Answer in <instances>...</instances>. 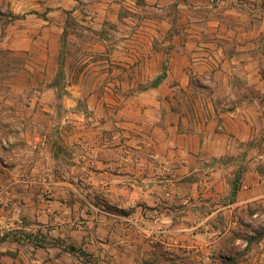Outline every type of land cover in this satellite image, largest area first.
I'll use <instances>...</instances> for the list:
<instances>
[{
  "label": "crops",
  "instance_id": "0c3cea01",
  "mask_svg": "<svg viewBox=\"0 0 264 264\" xmlns=\"http://www.w3.org/2000/svg\"><path fill=\"white\" fill-rule=\"evenodd\" d=\"M30 1L31 11L0 38L27 55L15 79L45 84L38 98L50 110L60 102L62 115L89 116L93 125H78L81 132L102 136L107 129L118 137L108 145L125 150L114 186L127 193L125 182L117 183L136 169L142 180L136 189L145 197L146 215L154 217L146 218L148 235L162 233L164 246L146 254L133 251L124 237L98 241L106 246L96 250L99 262L264 264V236L249 246L247 239L233 238L238 212L250 203L264 207V0ZM70 36L82 46L78 67L71 65ZM181 89L189 93L179 96ZM240 144L248 145L242 154ZM128 149L141 152L134 156ZM105 159L98 153L93 161L113 163ZM239 170L241 186L231 201ZM185 176L191 192L181 198L187 206L176 217L170 183ZM239 243L240 260L231 250ZM176 245L188 249V263L176 260Z\"/></svg>",
  "mask_w": 264,
  "mask_h": 264
},
{
  "label": "rangeland",
  "instance_id": "374dc122",
  "mask_svg": "<svg viewBox=\"0 0 264 264\" xmlns=\"http://www.w3.org/2000/svg\"><path fill=\"white\" fill-rule=\"evenodd\" d=\"M20 3L21 6L16 8L14 0H0V38L16 17L31 11L30 0H20ZM72 23L76 29L75 21ZM69 38L71 65L78 67L75 60L82 46L75 37ZM26 57L24 53L0 43V264H103L99 262L96 250L106 246L98 241H111L114 236L116 240L126 238L132 243V250L139 253L146 254L153 247L157 250L163 247L160 231L153 230L148 235L146 218L154 217L146 215L145 197L136 189L135 183L142 181L136 169L130 168L132 171H127L129 179L123 178L117 183L124 185L125 182L129 189L127 193L114 186L115 174L124 167L119 165L124 164L119 156L125 150L109 149L108 145L114 146L111 144L118 137H113L114 134L107 129L102 136L83 133L78 125L85 123L91 127L93 120L89 116L62 115L60 102L55 103L53 110L41 104L38 97L46 88L45 84L28 86L22 82L23 79H15L17 72L25 67ZM58 72L61 93V67ZM188 93L178 90L179 96L185 97ZM239 146L240 154L248 150V145ZM139 152L141 150L128 149V153L134 156ZM98 153L113 163L93 161ZM218 164L215 161L211 166ZM190 179L185 176L175 185L170 183L176 188V217L184 214L178 209L187 206L181 198L191 192ZM164 203H167L165 198ZM259 206L255 216L247 209L238 212L244 221L233 228V238L244 239L241 236L247 232L253 235L244 222L251 228H264V207ZM124 215L138 223L125 219ZM19 220L20 226H16L14 221ZM5 233L8 237L3 239ZM30 233L45 244L33 248L28 241H20ZM152 236L156 237L154 242ZM73 244L79 249L72 251L70 246ZM241 244L231 247L234 253L239 254L236 256L239 260L243 255ZM186 252L187 248L176 245V260L183 258L188 263L186 257L189 259L191 254ZM19 253L22 256L18 261L14 258ZM136 264L145 263L140 261Z\"/></svg>",
  "mask_w": 264,
  "mask_h": 264
},
{
  "label": "trees",
  "instance_id": "16d2710c",
  "mask_svg": "<svg viewBox=\"0 0 264 264\" xmlns=\"http://www.w3.org/2000/svg\"><path fill=\"white\" fill-rule=\"evenodd\" d=\"M61 71H62L61 73L63 74V69H61ZM164 75H165V68H164V71L162 72V74H160L158 76V78L155 81L152 82V84L153 85L158 84L160 82V80L164 77ZM242 173H243V170H239L236 173L234 180L232 181V191H231V197H230V200L231 201L235 199V197L237 195V192H238V190H239V188L241 186ZM259 205H260L259 203H250L248 205V207H247V210L250 212L251 215H253L255 213H258L257 207H260ZM243 221H241V223H243ZM244 225L246 227L250 228L251 233H253V235H249V232H247V233H244L243 236H241L244 239H247L248 240V242H249L248 243V246L254 240L258 241V240H260L264 236V228L260 227L261 230L258 229V228L257 229L256 228H253V226L251 228L250 224H247V223L245 224V222H244ZM2 237H3V239H6L8 237V234L5 233V234L2 235ZM20 241H30L35 246H41V245H43V243H45L42 240L36 239L35 238V235L33 233L28 234L25 238H21ZM70 248L72 249V251H76L77 249H79V248H77L74 245H71Z\"/></svg>",
  "mask_w": 264,
  "mask_h": 264
},
{
  "label": "built area",
  "instance_id": "2783aa9c",
  "mask_svg": "<svg viewBox=\"0 0 264 264\" xmlns=\"http://www.w3.org/2000/svg\"><path fill=\"white\" fill-rule=\"evenodd\" d=\"M155 239H156V237L152 236V242H154Z\"/></svg>",
  "mask_w": 264,
  "mask_h": 264
}]
</instances>
